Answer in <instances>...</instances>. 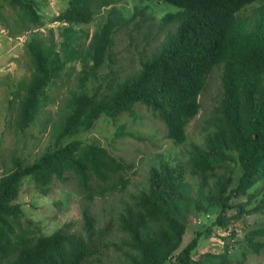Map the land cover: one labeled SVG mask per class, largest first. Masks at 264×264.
I'll list each match as a JSON object with an SVG mask.
<instances>
[{
	"label": "trees",
	"instance_id": "obj_1",
	"mask_svg": "<svg viewBox=\"0 0 264 264\" xmlns=\"http://www.w3.org/2000/svg\"><path fill=\"white\" fill-rule=\"evenodd\" d=\"M122 1L68 0L67 8L51 20L65 25L61 41L50 34L25 44L29 77L16 84L11 99L18 101L12 124L16 132L28 129L50 105L47 93L68 64L81 62L84 67L78 90L69 94L52 125V149L32 164L13 157L11 168L0 176V264H103L111 248L120 253L117 264H244L248 256L264 252V0H143L169 4L176 11L162 20L168 29L161 44L138 53L140 69L121 79L118 38L125 34L131 47L133 34L150 21L145 9L135 8L125 17L115 7ZM106 8V20L85 44L74 28L88 25ZM5 9L12 13L9 20L3 17ZM0 23L11 37L45 24L33 0H0ZM215 68L220 92L202 144L192 148L185 162L161 159L150 169L146 188L117 215L126 240L121 245L109 242L113 225L98 226L91 202L124 191L128 168L106 148L75 137L102 117L115 122L141 106L164 124L166 139L179 147L187 140V125L200 111V95ZM124 136L121 127L114 139ZM25 179L44 195L56 183L74 179L85 201L81 233L64 225L43 235L23 225L16 201ZM214 211L212 226L223 231L233 221L246 224L247 217L260 221L241 239L223 238L218 253L195 257L212 226L195 230L182 247L191 216L200 222Z\"/></svg>",
	"mask_w": 264,
	"mask_h": 264
},
{
	"label": "rangeland",
	"instance_id": "obj_2",
	"mask_svg": "<svg viewBox=\"0 0 264 264\" xmlns=\"http://www.w3.org/2000/svg\"><path fill=\"white\" fill-rule=\"evenodd\" d=\"M33 1L44 17L45 24L42 28L25 32L19 37H11L8 29L0 23V176L11 168L13 157L20 158L24 164H32L47 150L52 149L54 141L52 125L57 121L69 94L78 90V75L84 67L81 62L68 64L55 87L47 93L50 105L42 110L37 120L24 132L19 133L13 129L18 101L11 102L12 94L16 84L29 77L25 44L34 37L47 39L50 34L53 35L55 42H59L60 33L65 27L63 23L51 20L67 8L68 0ZM115 7L127 18L134 14L135 8L145 9L146 15L150 18L146 27L140 30V34H133L134 41L130 44L131 47L125 34L118 38L117 59L122 69L120 76L123 79L140 69L138 53H148L161 44L168 29L163 27L162 20L167 13L175 12L176 8L158 1L143 0H123ZM108 9L96 13L88 25L74 28L82 42L87 44L93 33L101 27L106 20ZM11 16L9 10L3 11L4 18L9 20ZM219 74V69L215 68L209 75L199 98L200 111L187 125V140L179 147L166 139L164 124L155 120L151 113L141 106L137 107L133 114H125L115 122L108 117H102L91 130L75 137V140L83 143H97L106 148L114 158L128 168L125 173L128 185L124 191H115L101 198L97 196L91 202V210L98 221V226L102 227L105 223L113 225L109 242L121 245L122 241L126 240V236L118 230L117 215L133 196L146 188L150 169L161 159L185 162L192 148L202 144L205 123L211 116L220 92ZM121 127L125 136L115 140V135ZM68 141L70 140L64 143ZM16 203L23 211L21 223L30 224V228L39 234L50 235L64 225L69 226L71 233H81V206L85 201L74 179L56 183L45 195L36 190L29 179H25ZM216 214L215 211L208 213L200 218V222L191 216L192 221L183 237L182 247L193 238L195 230L204 231L211 227ZM246 220V224L242 221L231 222L226 231L221 227L212 226L211 233L201 238L194 256L208 251L218 253L223 247V238L229 239L228 241L241 239L246 231L258 226L256 221H260L259 218L253 217H247ZM119 260L120 253L112 248L102 257L103 264H117ZM164 264L171 262L167 261ZM244 264H264V252L259 256H248Z\"/></svg>",
	"mask_w": 264,
	"mask_h": 264
}]
</instances>
